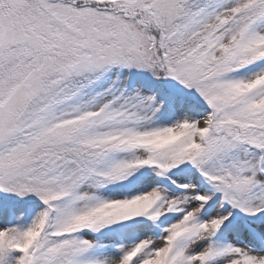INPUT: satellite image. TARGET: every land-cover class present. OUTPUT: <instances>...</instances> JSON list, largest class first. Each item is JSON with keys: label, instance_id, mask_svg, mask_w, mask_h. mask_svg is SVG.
Instances as JSON below:
<instances>
[{"label": "snow or ice", "instance_id": "6c2138e0", "mask_svg": "<svg viewBox=\"0 0 264 264\" xmlns=\"http://www.w3.org/2000/svg\"><path fill=\"white\" fill-rule=\"evenodd\" d=\"M0 264H264V0H0Z\"/></svg>", "mask_w": 264, "mask_h": 264}]
</instances>
